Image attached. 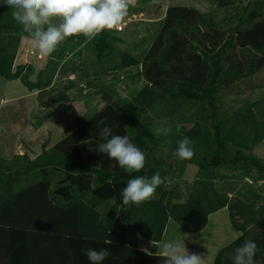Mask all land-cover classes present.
Masks as SVG:
<instances>
[{
	"label": "trees",
	"instance_id": "16d2710c",
	"mask_svg": "<svg viewBox=\"0 0 264 264\" xmlns=\"http://www.w3.org/2000/svg\"><path fill=\"white\" fill-rule=\"evenodd\" d=\"M212 1L218 18L212 8L167 7L142 57L118 49V38L110 31L90 38L91 60L81 81L104 91L99 95L104 105L111 98L113 102L88 120L77 116V127L66 139L32 160L0 155V264H90L81 251L87 248L109 250L102 264H163L164 257L127 245V231L157 243L171 218L184 233L195 234L223 208L228 228L238 235L217 252L212 264H233L234 249L246 239L258 247L254 264H264V155L256 153L264 144V116L255 114L264 100L244 103L231 114L217 106L221 91L264 66V0L243 7L234 0ZM148 2L128 0L127 11L140 13ZM23 36L29 37L12 19L11 9L0 4V78L18 79L28 91H47L43 94L51 106L71 103L85 109V91L79 88L77 100L70 99L66 93L77 85L65 76H79L80 66L74 62L82 60L70 50L87 37H68L35 73L31 65L14 63ZM132 67L136 70L127 79H141L144 85L124 103L101 76ZM54 73L64 75L52 87ZM155 125L169 126L168 135H155L150 130ZM105 126L112 134L128 135L142 150L145 165L139 172L130 175L96 151ZM184 136L192 142L196 163L181 202L176 177L191 157L178 159L173 151ZM222 167L229 172L218 176ZM154 173L162 183L152 198L121 203L128 179ZM246 175L260 183L256 189L245 185L240 196L234 185ZM215 178L222 183L220 191Z\"/></svg>",
	"mask_w": 264,
	"mask_h": 264
},
{
	"label": "rangeland",
	"instance_id": "374dc122",
	"mask_svg": "<svg viewBox=\"0 0 264 264\" xmlns=\"http://www.w3.org/2000/svg\"><path fill=\"white\" fill-rule=\"evenodd\" d=\"M199 1L201 3L199 4L200 8L196 7V2L194 0H150V2L146 3V5H143L140 13L133 14L132 12L127 11V15L123 18L121 24L117 28L110 31L114 36H116V38H118V40L114 41V45L118 49L130 51L131 53H135L137 56L142 57L150 46L156 33L155 31L160 28V25L157 22L164 16L167 7L177 4L180 6L192 5L196 9L203 11L204 8L209 10L212 8V5H214L212 0ZM248 1L252 3L254 0H234L237 7H243ZM216 12V9H214L213 15L216 16L214 18H218L217 16H219V14L217 15ZM89 40L90 38H87L85 41L75 42L72 44L74 48L70 50L71 54L74 53L76 59L82 60L80 64L77 62L74 63L75 65L77 64L80 66L82 71L78 70L79 76L76 73L65 76V78L68 80L76 81L77 85V87L75 86L76 88L66 93V95L70 99L77 100V97L79 96V93L77 92H80L79 88H83V91H85L83 93L86 94L84 97L86 98V101H83V105L86 103V108L84 107L85 109L83 110L76 109L71 103L51 106L50 104H46L45 94H43L47 91L37 92V95L36 92H34L32 95L34 98L36 95V100L33 103V108L30 109L34 112V114L29 112V122L25 127H23L20 123L21 120L17 123L15 122L16 124L13 123V116L15 115L14 113L16 110L9 112L10 106L5 105L8 107L2 109L0 113V147H2V149H0V155L3 158L8 154V151L12 145L11 142L14 140V137L18 145L28 149L27 152L31 153L33 156L39 153L40 150H47L53 147L55 144L60 143L63 139H66V137L69 136L77 127L75 122V118L77 116L82 115L86 120H88L92 116H95L101 109L111 106V102H113L112 98L104 105V100L99 96L100 93L102 95L104 94L102 89H99L98 87V89L88 88L87 84L85 83L86 80L81 81L80 76L83 75V72L85 71L84 65H89L88 63L91 60V50L87 48ZM48 57V55L42 56L31 46L29 43V37L23 36L21 38L14 63L15 65H31L36 73L40 69L44 68L45 64H47ZM134 70L136 69L132 67L125 69V71H120L117 74L110 73L108 75H102V83L109 84L114 96L119 97L124 103H129L136 91L141 90L144 85L143 80L141 79H136L134 81L127 79V75L132 74ZM57 74L58 73L53 74L52 87L55 86V84L58 85L59 80L64 75L63 74L62 76H59L60 74ZM14 80L20 82L18 79ZM19 86L21 88V85ZM219 96L220 100L217 105L218 111L221 110L230 114L236 111L239 106L244 103L263 101L264 66L258 69L251 77L244 78L232 85L230 89L221 91ZM21 104L22 102L19 105L21 106ZM113 109L115 110L114 107ZM255 114L257 118L264 116V104L262 107L257 108V110L255 109ZM11 126L15 127L11 128ZM168 128L170 127L168 126ZM261 146V149L257 150L256 153L263 156L264 144ZM32 149L33 151L39 150V152L35 153L32 151ZM195 163L196 160H193V157H191L190 163L184 164L185 168L181 177H176V191L180 196L179 200L181 202L185 200L189 191V187L192 184L194 178L193 174H195ZM228 172L229 171L226 167H222L217 170L218 176H222ZM174 179L175 177H172L171 180L173 181ZM234 180L236 181V179ZM213 182L220 184L218 185L220 191L222 189V183L219 182L218 178L213 179ZM237 182L238 183H235L234 186H236L240 196L241 194L243 196V192L246 191V189H244L245 185L248 184L252 187H255L256 189L257 184L260 183V181H257L256 183L252 175H246L243 180H238ZM232 194L233 193H231V195ZM173 201L175 202V200ZM261 202L262 201L259 200L258 204ZM223 213H225V211L219 210L214 215H210L207 225L201 231L195 234L184 233L181 227L170 218L166 226L165 234L162 237V242L168 239H184L186 249L189 253L200 254L203 258V264H212L214 256L217 254V252L222 249V247L234 240L230 236L231 231H234L231 228H228V220L225 215L222 216ZM127 234L129 243H133L136 236L138 235L132 230H128ZM150 246L151 250L153 251L157 249L159 252L161 250L160 246L153 244H150Z\"/></svg>",
	"mask_w": 264,
	"mask_h": 264
},
{
	"label": "clouds",
	"instance_id": "9594fccd",
	"mask_svg": "<svg viewBox=\"0 0 264 264\" xmlns=\"http://www.w3.org/2000/svg\"><path fill=\"white\" fill-rule=\"evenodd\" d=\"M0 4L11 9L12 19L29 35V43L42 56L56 50L68 37L83 35L87 38L102 31L117 28L127 15L128 0H0ZM157 136H167L170 129L155 125L150 129ZM101 143L96 151L105 154L128 174L139 172L145 165V155L128 135L112 134L109 127L100 130ZM189 137L176 142L173 155L186 159L193 155ZM162 183L159 173L150 177L139 175L127 180L121 190V203L139 204L153 197ZM107 242V241H106ZM163 264H202L200 254L189 253L184 239H168L160 245ZM90 264H102L109 250L102 248L81 249ZM258 251L255 241L246 239L234 249L233 264H254Z\"/></svg>",
	"mask_w": 264,
	"mask_h": 264
},
{
	"label": "crops",
	"instance_id": "0c3cea01",
	"mask_svg": "<svg viewBox=\"0 0 264 264\" xmlns=\"http://www.w3.org/2000/svg\"><path fill=\"white\" fill-rule=\"evenodd\" d=\"M194 1L196 2L195 3L196 7L200 8L199 7V4H201L200 1L199 0H194ZM187 6H190V5H187ZM201 8H203V7H201ZM206 10H207L206 8L203 9V11H206ZM19 85H21V88ZM34 92H36V95H37V91H28L17 80L5 81V80L0 78V113H1L2 109L8 107L5 105H9L10 106L9 112L16 110V112L14 113L15 115L13 116V119H14L13 123H15V122L17 123L18 121L21 120V122H20L21 126L25 127L29 122V120H28L29 119V117H28L29 112L34 114V112L32 110H30L31 108H33V103L36 100V95H35V98L32 95V93H34ZM21 102H22V104L20 106L19 104ZM18 109H19V111H18ZM13 127H15V126H11V128H13ZM11 143H12V145L8 151V154L4 158L10 159V158H12L13 155H19V156L26 155L30 160H32L35 157H37L38 155H40L42 152V150H40V152H39V150L33 151V149H32V151L35 153L39 152L36 155L32 156L31 153L27 152L28 149H25L22 146L18 145L17 141L15 140V137ZM0 149H2V147H0ZM221 210L225 211V213H223L222 216L225 215L227 217L225 208H223ZM215 213H213L211 215H214ZM167 223H168V221H167ZM167 223H166V226H167ZM166 226H165V230H166ZM234 232L231 231V234H230L231 238H233V239H235L238 235V233H234ZM127 233H128V231H127ZM164 234H165V231H164ZM126 240H127L126 241L127 245H129L130 247L136 248L138 250H141V251H144L147 253H153L156 255H160L161 257H163L161 250L159 252L157 249L153 251V250H151V246H150V244L160 246L162 244V240L160 242L153 243L151 241L145 240L140 235H137L134 242L129 243L128 234H127Z\"/></svg>",
	"mask_w": 264,
	"mask_h": 264
},
{
	"label": "built area",
	"instance_id": "2783aa9c",
	"mask_svg": "<svg viewBox=\"0 0 264 264\" xmlns=\"http://www.w3.org/2000/svg\"><path fill=\"white\" fill-rule=\"evenodd\" d=\"M121 29V28H120Z\"/></svg>",
	"mask_w": 264,
	"mask_h": 264
}]
</instances>
